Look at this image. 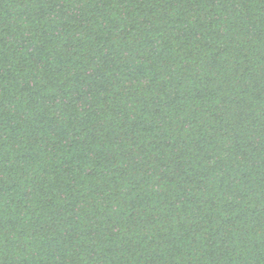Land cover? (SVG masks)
Segmentation results:
<instances>
[{
  "label": "trees",
  "instance_id": "trees-1",
  "mask_svg": "<svg viewBox=\"0 0 264 264\" xmlns=\"http://www.w3.org/2000/svg\"><path fill=\"white\" fill-rule=\"evenodd\" d=\"M0 264H264V0H0Z\"/></svg>",
  "mask_w": 264,
  "mask_h": 264
}]
</instances>
